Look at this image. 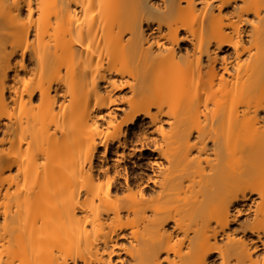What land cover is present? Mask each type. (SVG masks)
Returning a JSON list of instances; mask_svg holds the SVG:
<instances>
[{
	"label": "bare ground",
	"instance_id": "bare-ground-1",
	"mask_svg": "<svg viewBox=\"0 0 264 264\" xmlns=\"http://www.w3.org/2000/svg\"><path fill=\"white\" fill-rule=\"evenodd\" d=\"M0 264H264V0H0Z\"/></svg>",
	"mask_w": 264,
	"mask_h": 264
},
{
	"label": "rangeland",
	"instance_id": "rangeland-1",
	"mask_svg": "<svg viewBox=\"0 0 264 264\" xmlns=\"http://www.w3.org/2000/svg\"><path fill=\"white\" fill-rule=\"evenodd\" d=\"M152 1H154V0H152ZM228 52H229V50H228L227 47L223 48L222 53L227 54ZM125 91L126 90H123V92H125ZM139 125H141V124H139ZM140 127L143 128V126H140ZM133 128H134V131L136 133H139L138 128H136L135 126ZM141 151H142L143 156H141L140 160H138V158H133V159L125 161L122 165H125L127 167V170H128V167L132 166L133 162L134 163L137 162V163H140L142 165V167L144 166L143 168H145L146 167L145 163L148 161V158H149L148 157V150L147 149H143ZM145 169L146 170H144L143 171L144 173L142 172V174H146V173L148 174L150 172V171H148V168H145ZM248 217L249 216L247 214H242L236 222H233V225H235L233 227H237L236 226L237 224H239L240 222L245 221ZM122 242L126 243V240H122ZM260 253H261V250H257L256 254H260Z\"/></svg>",
	"mask_w": 264,
	"mask_h": 264
}]
</instances>
